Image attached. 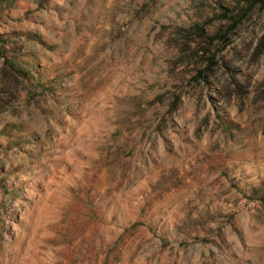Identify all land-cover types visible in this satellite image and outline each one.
I'll list each match as a JSON object with an SVG mask.
<instances>
[{
  "label": "rangeland",
  "instance_id": "374dc122",
  "mask_svg": "<svg viewBox=\"0 0 264 264\" xmlns=\"http://www.w3.org/2000/svg\"><path fill=\"white\" fill-rule=\"evenodd\" d=\"M0 49V264H264V0H0Z\"/></svg>",
  "mask_w": 264,
  "mask_h": 264
},
{
  "label": "trees",
  "instance_id": "16d2710c",
  "mask_svg": "<svg viewBox=\"0 0 264 264\" xmlns=\"http://www.w3.org/2000/svg\"><path fill=\"white\" fill-rule=\"evenodd\" d=\"M4 53H5V51L2 50V49H0V55H3V56H4ZM7 64H8V65L13 69V71H15L16 73H18V74H22V75H24V76H28V72H27L26 70L21 69V68L15 66L12 62H8V61H7ZM16 77H17V76H16ZM3 89H5V88H3ZM258 90H264V81L259 83V88H258Z\"/></svg>",
  "mask_w": 264,
  "mask_h": 264
}]
</instances>
